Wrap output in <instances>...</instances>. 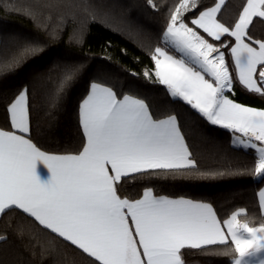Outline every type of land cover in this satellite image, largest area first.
Returning <instances> with one entry per match:
<instances>
[{
	"label": "snow or ice",
	"instance_id": "obj_1",
	"mask_svg": "<svg viewBox=\"0 0 264 264\" xmlns=\"http://www.w3.org/2000/svg\"><path fill=\"white\" fill-rule=\"evenodd\" d=\"M82 2L86 11L91 9L90 0ZM197 3L178 0V6L170 8L162 40L177 55L155 47L150 57L153 75L206 122L238 134L234 143L255 151L254 172L264 176V109L228 95L237 82L264 96V41L249 34L253 18L264 20V0H244L237 22L229 26L217 18L225 0H217L186 23L185 14ZM225 37L234 38V44ZM221 49L233 58L235 75ZM72 79L71 73L62 77L57 96ZM5 110L8 128H0V213L22 210L94 258L93 264H185L182 250L224 245H234L231 264H252V257L264 264V223H241L240 213L221 220L208 203L156 196L152 189L135 200L118 194L122 179L195 166L174 115L155 118L143 99L94 82L78 110L85 137L82 149L54 155L42 151L29 135L27 89ZM38 162L50 172L46 180L38 175ZM259 196L264 207V190Z\"/></svg>",
	"mask_w": 264,
	"mask_h": 264
},
{
	"label": "trees",
	"instance_id": "obj_2",
	"mask_svg": "<svg viewBox=\"0 0 264 264\" xmlns=\"http://www.w3.org/2000/svg\"><path fill=\"white\" fill-rule=\"evenodd\" d=\"M215 1L198 0L185 14V22ZM90 3L86 11L82 0H0V127L8 128V102L27 89L32 141L46 152L76 154L85 143L79 105L91 83L104 84L118 94L143 99L155 118L174 115L195 161L189 169L122 179L118 182L122 198L134 200L152 189L156 195L206 202L221 220L240 213L238 218L250 226L264 223L258 198L264 176L254 172L256 153L233 145V133L206 122L186 102L172 97L153 75L150 57L155 47L177 55L164 44L162 34L169 10L178 6V0ZM242 6L244 0H226L218 19L233 25ZM249 34L264 40V20L254 18ZM201 35L220 43L202 31ZM225 38L234 43V38ZM221 50L235 75L232 57ZM66 73L73 79L57 96V85ZM233 87L229 98L264 108V96L237 82ZM182 251L185 264H231L234 245ZM93 260L20 209H7L0 216V264H93Z\"/></svg>",
	"mask_w": 264,
	"mask_h": 264
},
{
	"label": "crops",
	"instance_id": "obj_3",
	"mask_svg": "<svg viewBox=\"0 0 264 264\" xmlns=\"http://www.w3.org/2000/svg\"><path fill=\"white\" fill-rule=\"evenodd\" d=\"M217 2V0L215 1V3ZM225 2H226V0H225ZM211 6H214V4L213 5H211ZM211 6H209V7H211ZM207 9V8H206ZM206 9H204V10H206ZM203 11V10H202ZM217 18H218V14H217ZM254 19V18H253ZM257 41H264V40H257ZM247 42V41H246ZM234 44V43H233ZM255 46V45H254ZM222 51V50H221ZM233 59V58H232ZM154 71H155V68H154ZM94 83V82H93ZM95 83H98V82H95ZM101 84V83H100ZM101 85H103V86H106V85H104V84H101ZM106 87H109V86H106ZM135 97V96H134ZM137 98V97H136ZM239 103V102H238ZM242 104V103H241ZM244 105H246V104H244ZM246 106H250V105H246ZM250 107H254V108H257V109H264V108H259V107H255V106H250ZM169 117V116H168ZM168 117H165V118H162V119H166V118H168ZM179 124V123H178ZM1 128V127H0ZM5 129V128H4ZM235 135H238V134H233V138H235ZM242 139H246V138H243V137H241ZM33 142V141H32ZM186 142V141H185ZM34 143V142H33ZM187 144V143H186ZM241 145V144H240ZM238 147H242V146H238ZM252 150V149H251ZM43 151V150H42ZM254 151V150H253ZM46 152V151H45ZM255 152V151H254ZM46 153H48V154H54V155H62V154H57V153H50V152H46ZM37 172H38V175L41 177V179L42 180H46L49 176H50V172H49V170L44 166V164L42 163V162H38V164H37ZM145 190H147V189H145ZM261 190H264V185L260 188V190H259V192H258V198H259V203H260V207H261V211H262V213L264 214V207H262L261 206V200H260V196H259V193H260V191ZM153 194L154 195H156L154 192H153ZM156 196H163V195H156ZM167 197V196H166ZM140 198H142V195H141V197H139V198H137V199H140ZM169 198H171V197H169ZM185 199H188V198H185ZM135 200V199H134ZM193 201H196V200H193ZM197 202H201V201H197ZM204 203H206V202H204ZM212 206V205H211ZM213 207V206H212ZM214 208V207H213ZM215 210V209H214ZM216 211V210H215ZM217 213V212H216ZM1 214L2 213H0V216H1ZM218 215V214H217ZM219 217V216H218ZM230 218V217H229ZM228 218V219H229ZM130 224H131V221L129 222Z\"/></svg>",
	"mask_w": 264,
	"mask_h": 264
},
{
	"label": "rangeland",
	"instance_id": "obj_4",
	"mask_svg": "<svg viewBox=\"0 0 264 264\" xmlns=\"http://www.w3.org/2000/svg\"><path fill=\"white\" fill-rule=\"evenodd\" d=\"M171 55V54H170ZM153 72H155V71H153ZM154 74V73H153ZM232 136H233V134H232ZM234 139L235 138H233L232 137V139H231V142H232V144L233 145H235V146H242V145H240V144H238V143H234ZM243 147V146H242ZM244 148V147H243ZM248 150V149H247ZM238 218V217H237ZM238 220L241 222V223H246V222H244V221H241L239 218H238ZM250 226V225H249ZM251 227H258V226H251ZM250 260H251V262H252V264H256V260H257V258L256 257H252V258H250Z\"/></svg>",
	"mask_w": 264,
	"mask_h": 264
}]
</instances>
